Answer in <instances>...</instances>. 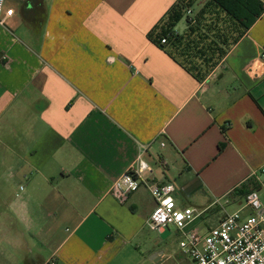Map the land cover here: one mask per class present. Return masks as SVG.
Wrapping results in <instances>:
<instances>
[{
    "label": "crops",
    "instance_id": "crops-1",
    "mask_svg": "<svg viewBox=\"0 0 264 264\" xmlns=\"http://www.w3.org/2000/svg\"><path fill=\"white\" fill-rule=\"evenodd\" d=\"M176 2L5 0L0 264H168L148 188L110 193L138 156L150 182L203 192L204 212L264 186V11L246 28L186 0L160 46L148 33Z\"/></svg>",
    "mask_w": 264,
    "mask_h": 264
},
{
    "label": "built area",
    "instance_id": "built-area-1",
    "mask_svg": "<svg viewBox=\"0 0 264 264\" xmlns=\"http://www.w3.org/2000/svg\"><path fill=\"white\" fill-rule=\"evenodd\" d=\"M14 12L13 7L6 6L5 0H0V23L4 24ZM167 40L168 36H164L161 43ZM261 57H264V53ZM248 69L254 78L263 75L252 66ZM152 172L151 165L138 156L134 166L113 181L110 193L119 200H125L130 193L146 186L155 201L149 226L152 229L175 228L180 236V248L193 264H264V206L257 189L245 195L243 208L226 213L217 225L202 233L192 224L205 210L180 207L175 196V185L150 182ZM247 207L257 213L243 215L242 210Z\"/></svg>",
    "mask_w": 264,
    "mask_h": 264
},
{
    "label": "rangeland",
    "instance_id": "rangeland-1",
    "mask_svg": "<svg viewBox=\"0 0 264 264\" xmlns=\"http://www.w3.org/2000/svg\"><path fill=\"white\" fill-rule=\"evenodd\" d=\"M264 178V175L262 176ZM170 183H173L175 187L177 188V201L188 206L191 208H195L196 210H201L206 205L209 204V199L207 196H204V193L200 190L197 191L195 194H186L183 186V182L180 180V178L176 177L173 179ZM249 189V188H248ZM260 200L264 206V186L260 190H258ZM240 206L234 205V204H227L225 202V199H223L221 202L219 201L218 204L213 206L211 209L203 213V216L199 219H197L198 222H202L203 225L207 226H215L219 223L218 218L226 211L231 212L236 209H238ZM257 213L256 210H253L251 207L244 208L242 210L243 215H250ZM150 228V227H149ZM152 230V229H150ZM170 234L162 238L160 232L156 230V234L158 235L157 239L155 240V245L158 247L160 242H165V244L168 246V253L171 255V259L168 261V264H190L186 259V257L182 256V251L180 248V236L175 231L173 227H170Z\"/></svg>",
    "mask_w": 264,
    "mask_h": 264
},
{
    "label": "trees",
    "instance_id": "trees-1",
    "mask_svg": "<svg viewBox=\"0 0 264 264\" xmlns=\"http://www.w3.org/2000/svg\"><path fill=\"white\" fill-rule=\"evenodd\" d=\"M227 13L242 23L246 28L249 27L264 11V3L260 0H215ZM187 6L186 0H177V2L168 10L165 19L162 18L160 25L159 40L153 38L152 32L148 33V37L156 41L160 46L161 38L168 36V39L174 37V32L169 30L175 22L181 17L182 10ZM154 28V29H155ZM168 41V40H167ZM247 193V192H246ZM245 193V194H246Z\"/></svg>",
    "mask_w": 264,
    "mask_h": 264
},
{
    "label": "water",
    "instance_id": "water-1",
    "mask_svg": "<svg viewBox=\"0 0 264 264\" xmlns=\"http://www.w3.org/2000/svg\"><path fill=\"white\" fill-rule=\"evenodd\" d=\"M158 231L160 232L162 238H165L166 234L169 235L170 232H171L170 228H165V229L164 228H159Z\"/></svg>",
    "mask_w": 264,
    "mask_h": 264
},
{
    "label": "flooded vegetation",
    "instance_id": "flooded-vegetation-1",
    "mask_svg": "<svg viewBox=\"0 0 264 264\" xmlns=\"http://www.w3.org/2000/svg\"><path fill=\"white\" fill-rule=\"evenodd\" d=\"M186 194H190L192 192V190H188V189H184Z\"/></svg>",
    "mask_w": 264,
    "mask_h": 264
}]
</instances>
